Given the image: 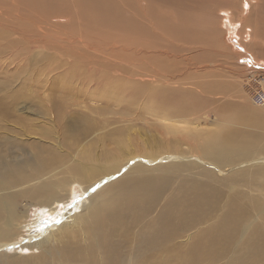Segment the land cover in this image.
Wrapping results in <instances>:
<instances>
[{"label":"bare ground","instance_id":"6f19581e","mask_svg":"<svg viewBox=\"0 0 264 264\" xmlns=\"http://www.w3.org/2000/svg\"><path fill=\"white\" fill-rule=\"evenodd\" d=\"M121 1L0 0V118L64 115L54 86L69 95L65 85L78 80L100 100L143 97L161 123L153 132L100 130L88 119L72 130H0V264H264V116L235 104L240 128L219 129L198 99L171 98L178 82L159 70L200 45L211 8L238 25L245 48L256 34L263 40L264 0ZM64 29L110 46V56L92 53L96 62L122 64L120 53L134 51L123 44L145 43L139 65L123 69L148 82L125 85L115 70L106 77L99 71L110 65L76 56L93 41L58 38ZM234 76L259 85L250 102L264 107V72ZM40 95L45 111L32 101Z\"/></svg>","mask_w":264,"mask_h":264},{"label":"rangeland","instance_id":"374dc122","mask_svg":"<svg viewBox=\"0 0 264 264\" xmlns=\"http://www.w3.org/2000/svg\"><path fill=\"white\" fill-rule=\"evenodd\" d=\"M113 1L115 3L117 2L119 7L121 5H124L123 3L125 2H122L121 0ZM135 4L139 5L140 2ZM239 8L240 6L235 9L238 14L240 11ZM218 9L219 8H211V13L208 15V19H203L206 28H204L205 32L203 34L200 45L195 46L194 49H191L189 51H184V49L180 50L178 52V55L174 57L173 60L171 59L167 62L164 61L162 65L160 64L161 66L159 65V70L163 71L164 73L166 72L168 77L172 76V81L176 80L178 82L168 85H172V89L177 90L176 94H179V92H181L179 95L175 94L176 96L171 95V98L178 99L179 97H182V95L185 99H187V101H191L192 99L196 98L199 100L200 105L204 104L200 113H202L204 117H207V120H217L219 123L217 127L219 129H222L224 127L230 128L231 126L235 128H240L238 127V124L241 118V114L240 111L236 109L237 107L235 106V104L245 107L248 112L255 111L262 116H264V107L259 106L257 103H254L255 100H253V103L256 105H252L250 102V94L254 90H259V85L257 86L253 79H247L246 77L236 78L235 76L233 77V74H241L243 76H248L250 73L253 72H264V39L261 40L262 38L258 34H256V38L254 39L255 43H252V46H250L251 48H245L244 42H247V39L243 42L242 30L238 28L237 24L231 23L227 17H222L223 13L218 11ZM238 17L236 19H238ZM62 23L65 22H60V24ZM62 31L63 33L61 32L58 35V38L60 39L72 38L80 39L84 42H87L88 40L93 41V46L91 50H87L85 47H82L78 49L79 53H77L76 56L81 54L84 57H87L88 60V58L94 59L95 54L92 53H101L100 55H103L104 57L106 53H108L107 51L109 50L110 46H107L106 43H102L99 35L96 36L94 33L88 32L86 33L87 35H85L83 34V32L80 31L73 32L71 30L65 29ZM191 39L193 41L197 40L198 33L192 35ZM252 40L253 38L251 39V41ZM128 44L130 45L128 46ZM227 44L229 47L227 46ZM145 45V43L137 44L134 40L123 44L124 48L128 46L134 51H130L128 53L126 52L125 54L122 52L120 53L122 57L115 55L116 58L121 57L122 59H124L122 61V64L118 62V64L120 65L117 67L114 66L115 64H117V62L115 63V60L113 61V58L111 57L107 58L110 59V62L106 60L96 62L95 59L97 60L98 56H96L97 58H95L94 61L97 64L103 62L106 66L110 65L109 68L104 70L101 69L99 71L100 73H104L103 71H105L106 77H111L114 70L118 71V73H120V75L118 76L120 77V80L122 79L124 82H126L124 83L125 85H129L132 82L142 83L141 80H144L143 82H148V79L146 77L132 76L131 73L123 69L125 66L128 65H139V62H136L137 60L134 59V57H137L139 59L141 56H143V50L148 49V47H146ZM97 49H99V51ZM141 51L143 54L141 53ZM243 53L248 55L246 59ZM257 53L260 55H258ZM106 56H110V54H107ZM125 56L126 58L130 57L131 60H134L126 63ZM178 57H181L182 59H177ZM90 63L91 61H85V65H91ZM61 64L62 63L58 61L57 64L52 65L51 68H56ZM121 65L122 68L120 67ZM206 67H208V70H205ZM237 67H239L240 69ZM119 69H122V72ZM55 71L59 72V75H61V73L63 72L61 69H57ZM169 78L171 79V77ZM43 82H45L46 84V82H48V79L44 78ZM43 82V85H41L39 82V84H37L39 86H43L42 89L45 87V84ZM80 84L81 83L78 80H74L71 84L68 83L67 85H65L66 90H69V95L63 94L65 90L61 88L62 86L59 81H57V85L54 86L55 92L53 91V94L51 95L52 97H55L56 100L61 99L62 101H60L62 104L64 103V109L67 112L64 115H61L59 117H56L54 115L41 116L39 112H37L38 115H36L32 113L22 114L19 113V111H15V114L11 115L10 117L4 116L3 118H0V130H72L75 124L83 119L93 120L95 124L101 126L100 128L102 129L98 128L97 130H140L142 132H145L146 130H150L151 132H153V130H161V123H159L160 120L157 119V116L145 113L144 106L146 105V102L143 97L135 96L134 94V96H130L132 93L131 92L123 94L122 99H125V102H118L117 100L108 101L107 99V101L100 100L98 98H93L88 94L89 90H93L94 86L89 85L88 87H86L85 90L88 91L86 92L83 90V87ZM175 85L177 87H174ZM221 88L224 89L225 93L227 91L229 93V96L227 94H221ZM42 89L40 87L37 88L38 91H43ZM26 91L27 92L25 94L31 95L29 87ZM184 93L188 94H185L184 96ZM59 94L62 96H60ZM189 94H192V97ZM64 95L68 96L64 97ZM188 95L190 97H188ZM207 98H209L210 100ZM32 101L35 102V104L37 105V109H40L39 106L44 105L45 109L43 111L46 110V106L51 107V104L46 102L48 100L45 98L44 95L34 97ZM114 101H117V103L119 104L116 105V102ZM224 102L228 104L230 103V105L227 108H222L223 111H220L218 107ZM208 115L210 116L208 117ZM210 121L208 123H204L205 121L202 120L201 124H203V126L201 127H204V130H208V127H211L212 125ZM78 128L83 129L79 126ZM259 130L260 129L246 131L252 132ZM79 194V192H76V196H80ZM74 201L75 199L72 200V204H75ZM62 210L63 209H61L59 213L62 212ZM41 222L44 225L45 223L47 224L48 217H44V219H41Z\"/></svg>","mask_w":264,"mask_h":264}]
</instances>
